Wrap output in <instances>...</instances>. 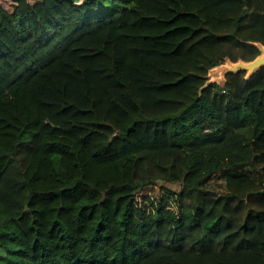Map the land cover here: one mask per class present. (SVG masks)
I'll return each instance as SVG.
<instances>
[{"label": "trees", "instance_id": "obj_1", "mask_svg": "<svg viewBox=\"0 0 264 264\" xmlns=\"http://www.w3.org/2000/svg\"><path fill=\"white\" fill-rule=\"evenodd\" d=\"M257 44L264 0H0V264H264V66L208 78Z\"/></svg>", "mask_w": 264, "mask_h": 264}, {"label": "water", "instance_id": "obj_2", "mask_svg": "<svg viewBox=\"0 0 264 264\" xmlns=\"http://www.w3.org/2000/svg\"><path fill=\"white\" fill-rule=\"evenodd\" d=\"M257 46L261 50V55L256 57L254 60L249 61V62H245V61H238V62L227 61L228 64H221V65L216 66L213 69H215V71L219 70L221 72V74H227L229 72H238L240 70H244V71L248 72L249 76L252 75L258 68L264 66V46L261 45V44H257ZM213 69H211V70H213Z\"/></svg>", "mask_w": 264, "mask_h": 264}, {"label": "rangeland", "instance_id": "obj_3", "mask_svg": "<svg viewBox=\"0 0 264 264\" xmlns=\"http://www.w3.org/2000/svg\"><path fill=\"white\" fill-rule=\"evenodd\" d=\"M225 64H228V62L225 63ZM225 75L226 74H221V72L219 70H216L215 71V69H213V70H211L209 72L208 78H209V81L210 82H219V83H222L224 81V79H225ZM248 77H249V75H248V72H247L246 78H248ZM209 184L211 186H213L214 189L216 188L219 191H222L224 189V186L222 185V180H220L218 178V175H214L210 179ZM173 187L174 188H179L177 185H174Z\"/></svg>", "mask_w": 264, "mask_h": 264}]
</instances>
